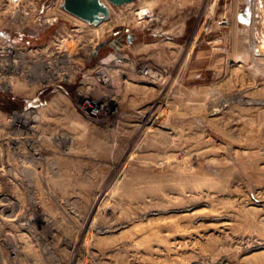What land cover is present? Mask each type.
Segmentation results:
<instances>
[{
  "label": "rangeland",
  "instance_id": "374dc122",
  "mask_svg": "<svg viewBox=\"0 0 264 264\" xmlns=\"http://www.w3.org/2000/svg\"><path fill=\"white\" fill-rule=\"evenodd\" d=\"M61 2L0 0V264H264V0Z\"/></svg>",
  "mask_w": 264,
  "mask_h": 264
},
{
  "label": "bare ground",
  "instance_id": "6f19581e",
  "mask_svg": "<svg viewBox=\"0 0 264 264\" xmlns=\"http://www.w3.org/2000/svg\"><path fill=\"white\" fill-rule=\"evenodd\" d=\"M137 13H139V18H141L140 20H138L139 22H142V21L146 22V21H150L152 19L150 14L147 13L146 9L145 10L140 9V11L138 10ZM117 41H118V39H114L112 41V43H115ZM19 51H20L19 49L18 50L15 49L14 45H10L6 40H2V44L0 46V60L6 64V62H5V57H6V61L8 63L9 62H14V63L19 62V59L17 58V55L19 54ZM89 52L90 51H89V48H88L87 55L89 54ZM3 56H5V57H3ZM2 62H0V67L2 69V71H1L2 74L0 76H2L3 78L6 79L7 72L4 71V66L2 65ZM33 63H34V61H33ZM73 64L74 63H73L72 59L64 60L63 58L61 59V57H57V58L53 57L52 60H44V64L43 65L46 67V69L43 70L42 73H40V76H42V78H43L42 81L46 82L48 80V78H47L48 72H52L54 74L57 73L58 75L61 74L62 76H64L63 74H65V76H66L69 72L72 71ZM28 70L29 69H27V71ZM16 120H20V116L14 115V116L8 118V121L12 122L11 124L13 126L16 125V123H15ZM28 126L31 127V124H29ZM24 130H25V128H24ZM5 204H7V203H5Z\"/></svg>",
  "mask_w": 264,
  "mask_h": 264
},
{
  "label": "water",
  "instance_id": "95a60500",
  "mask_svg": "<svg viewBox=\"0 0 264 264\" xmlns=\"http://www.w3.org/2000/svg\"><path fill=\"white\" fill-rule=\"evenodd\" d=\"M133 1L135 0H62L60 6L63 10L82 21L89 24H98L109 16L110 6H120ZM126 41H132L131 34L127 35ZM117 43L121 45L120 41H117ZM102 44L103 42L98 46Z\"/></svg>",
  "mask_w": 264,
  "mask_h": 264
},
{
  "label": "built area",
  "instance_id": "2783aa9c",
  "mask_svg": "<svg viewBox=\"0 0 264 264\" xmlns=\"http://www.w3.org/2000/svg\"><path fill=\"white\" fill-rule=\"evenodd\" d=\"M10 45H13L9 40H6ZM113 44V46L117 49V50H120V48H121V45H122V43H121V45H119L117 42H115V43H112ZM119 59V61H121V58H118ZM7 63V62H6ZM2 65H4L3 63H2ZM1 71H2V69L0 68V75L2 74L1 73ZM4 71H5V67H4ZM6 72V71H5ZM142 72H143V74L144 75H146V76H148V77H153L154 76V74H155V72H154V70H153V68L151 67V66H145V67H143L142 68ZM93 109H94V107H93ZM4 202L3 203H0V206H4Z\"/></svg>",
  "mask_w": 264,
  "mask_h": 264
},
{
  "label": "crops",
  "instance_id": "0c3cea01",
  "mask_svg": "<svg viewBox=\"0 0 264 264\" xmlns=\"http://www.w3.org/2000/svg\"><path fill=\"white\" fill-rule=\"evenodd\" d=\"M129 44L130 43H128V42H126V43H123L122 45H121V48H120V50L119 51H123L126 47H128L129 46ZM114 49L115 50H117L115 47H114Z\"/></svg>",
  "mask_w": 264,
  "mask_h": 264
}]
</instances>
